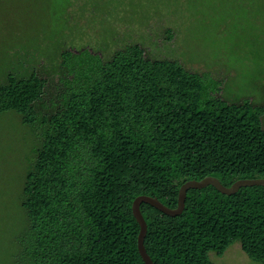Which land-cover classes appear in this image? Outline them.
I'll return each instance as SVG.
<instances>
[{
  "label": "trees",
  "instance_id": "1",
  "mask_svg": "<svg viewBox=\"0 0 264 264\" xmlns=\"http://www.w3.org/2000/svg\"><path fill=\"white\" fill-rule=\"evenodd\" d=\"M63 1H50L53 13ZM60 58L49 113L36 111L47 83L38 73L9 72L0 84V112L46 128L21 200L36 264H144L131 212L137 195L174 207L185 180L264 177V104L228 101L209 72L149 58L138 43L108 59L87 47ZM140 209L154 264H215L209 253L220 256L235 241L264 263L262 185L230 195L212 185L188 189L176 216Z\"/></svg>",
  "mask_w": 264,
  "mask_h": 264
},
{
  "label": "rangeland",
  "instance_id": "2",
  "mask_svg": "<svg viewBox=\"0 0 264 264\" xmlns=\"http://www.w3.org/2000/svg\"><path fill=\"white\" fill-rule=\"evenodd\" d=\"M50 1L0 0V84L9 72L46 78L36 105L40 116L51 112L63 49L87 47L108 59L131 43L149 58L209 72L228 101L264 104V0H64L54 13ZM45 129L23 124L14 110L0 112V264H36L21 200ZM209 256L215 264H264L250 259L238 241Z\"/></svg>",
  "mask_w": 264,
  "mask_h": 264
},
{
  "label": "water",
  "instance_id": "3",
  "mask_svg": "<svg viewBox=\"0 0 264 264\" xmlns=\"http://www.w3.org/2000/svg\"><path fill=\"white\" fill-rule=\"evenodd\" d=\"M207 185H212L220 193L230 195L235 193L242 186H251V185L264 186V177L239 178L233 181L230 185H224L223 183L220 182V180L217 177L213 175H207L201 179H188L185 180L179 186L177 193V203L176 206L174 207H169L165 205L156 196L146 195V194L137 195L132 200L131 212L139 226L136 243H137L138 253L141 259L143 260L144 264H154V262L152 261L150 255L147 253L144 245V238L146 235L147 224L141 212L140 204L147 203L166 215L176 216L179 215L184 209L187 190L191 188L199 189Z\"/></svg>",
  "mask_w": 264,
  "mask_h": 264
}]
</instances>
